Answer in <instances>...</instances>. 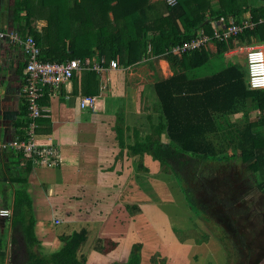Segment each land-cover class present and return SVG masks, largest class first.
<instances>
[{"label":"trees","instance_id":"trees-1","mask_svg":"<svg viewBox=\"0 0 264 264\" xmlns=\"http://www.w3.org/2000/svg\"><path fill=\"white\" fill-rule=\"evenodd\" d=\"M16 4L15 19L21 26V34L35 38L44 61L97 56L104 57L106 65L111 59H118L127 66L139 62L148 47L152 55H163L173 75L161 77L154 83L160 120L152 123L153 133L145 140L137 139L127 145L123 128L117 127L119 145L127 146L136 155L149 153L166 165L188 205L199 213L206 211V207L200 205L184 185L190 173L196 175L202 186L205 185L203 195L221 209V218L229 217L227 225L236 228L235 208L242 197L235 186L237 174L224 171L223 166L233 170L238 161L246 165L250 182L247 178L245 183L250 187L254 184L264 192V134L255 130L257 126H264V113L250 118L247 109L251 102L253 107L264 110V89H249L245 69L235 64L224 65L202 76L198 72L211 65L212 55L221 57L233 48L236 39L254 37L264 42V0L258 7H242L241 0H219V8L213 11H209L210 0H174V3L164 0L160 7L151 0H74L73 5L70 0H17ZM109 9L115 12L114 25L107 22ZM242 11L251 12L253 26L228 40L213 39L215 53L207 44L182 54L170 51L174 45L195 37L201 28L213 36L211 21L221 16L235 15L240 23L238 16ZM39 19L46 20L41 29L34 24ZM82 74L83 93L98 94L99 74L94 70H84ZM240 111L245 112V119L232 121L230 115ZM26 114L23 112L22 118ZM40 121L45 128L37 129V133L50 129L49 118ZM19 122L16 133L22 136L29 120L23 118ZM134 132L137 134L138 130ZM163 134L166 144L162 141ZM216 165L222 168L218 174L211 175ZM33 167L27 161L25 170L13 177L19 188L13 204L12 226L21 232L29 248L33 262L28 264H89L79 256V248L88 237L86 228L61 235L60 248L42 257H33L31 247L39 243V239L32 198L26 189ZM206 173L209 177L204 175ZM141 246L140 242L134 243L127 261L120 264H141Z\"/></svg>","mask_w":264,"mask_h":264},{"label":"rangeland","instance_id":"rangeland-1","mask_svg":"<svg viewBox=\"0 0 264 264\" xmlns=\"http://www.w3.org/2000/svg\"><path fill=\"white\" fill-rule=\"evenodd\" d=\"M163 1L151 0L158 7ZM70 4L73 5L74 0H70ZM218 8L219 0H210L209 11ZM107 17L110 25L116 23L113 9L107 11ZM34 24L41 29L46 20H35ZM239 51L244 59L247 50ZM166 61L163 55H152L148 47L139 62L127 66L120 64L121 69H124L111 73L110 80L105 85H101L100 78L97 80L101 99H104L103 111L112 118L110 128L116 134L114 141L119 147L117 127L123 128L126 145L137 139L143 141L153 133L151 125L159 122L161 114L154 83L165 75H171ZM216 62L220 61L213 57L207 71L220 67L214 66ZM244 63L246 64V60ZM203 69L200 68L199 72ZM121 103L123 112L120 110L121 106H113ZM116 108L117 110L112 111ZM134 129L138 130L137 134ZM162 141L167 143L165 134L162 135ZM116 153V157L123 161V171L118 172L122 177L118 196L111 195L102 200L103 197L94 198L92 194H83L78 189L68 194L69 198L76 199L75 205L81 204L77 206L84 210L81 215L87 210H94V214L102 220L101 228L94 229L79 248V256L87 263H123L127 261L133 244L140 242L141 264H264V192L256 189L254 184L250 187L249 183H245L247 178L250 182L246 165L238 161L233 170H227L223 166L224 171L237 174L235 186L242 197L235 208V228L227 225L229 217L221 218V209L203 195L205 185L202 186L196 175L190 173L184 185L190 189L196 201L206 207V211L199 213L194 212L186 202L171 170L151 154L136 155L127 146ZM215 168L211 175L218 174L222 167L216 165ZM204 175L209 177L208 173ZM33 181L38 182L35 179ZM113 181L115 182V177ZM114 189L110 187L106 191L113 193ZM93 200L96 202L93 203ZM56 203L59 205V201ZM55 214L62 215L59 211H47L45 217L46 223L53 225L55 232L52 246L48 247L39 239V243L31 247L33 257H42L60 248L63 244L60 236L71 234V227L79 230L85 228L82 226L84 221L78 219L55 224ZM68 229L70 233L67 234ZM239 233L245 243L238 236ZM4 235L6 236H0V246L8 253V264L33 262L25 239L18 229ZM34 261L36 262L35 258Z\"/></svg>","mask_w":264,"mask_h":264},{"label":"crops","instance_id":"crops-1","mask_svg":"<svg viewBox=\"0 0 264 264\" xmlns=\"http://www.w3.org/2000/svg\"><path fill=\"white\" fill-rule=\"evenodd\" d=\"M16 3L17 0H0V33L7 34L6 36L0 35V142L10 140L15 136L18 130L16 126L23 119L22 115L25 112L26 104L22 85L27 55L24 53L22 45L12 41L9 37L12 32H17L23 37L21 26L15 19ZM262 4L263 0H241L240 5L242 7H258ZM251 17L250 11H242L238 16L241 22L249 23L252 22ZM202 30L204 29L201 28L199 32ZM207 46L215 53L216 45L213 41H210ZM259 46L264 47V42L259 38L236 39L233 48L225 51L221 57L218 55H212V57L221 62L216 64L217 66L235 64L244 68L246 64L243 62L246 60V55L242 59L238 53L239 50H248L251 47ZM166 63L169 64L168 61ZM208 67H204L203 71L198 74L202 76L220 69V67H215V69L207 71ZM123 69L120 66L99 74V82L101 85H105L106 81L110 80L111 73ZM170 69L172 70L171 66ZM244 69L246 71V66ZM171 70L170 74L173 75V70ZM205 70L206 72H204ZM82 75V71L77 72L70 81L64 83L60 88L45 91L46 93L41 99L47 112L45 116L38 119V129L45 128L40 121L44 118H49L51 124L50 129L38 133L36 139L40 143H54L59 147L60 164L58 166H34L28 175L26 189L32 198V209L36 220L35 232L38 239L44 241L48 247L52 246L54 242L55 232L52 228L53 225L46 223L47 211L61 212L60 216L55 214L53 218L55 224H65L67 221L72 222L77 219L81 222L84 221L82 226L87 229L88 237L94 229L101 228L102 220L97 214H94V210L89 212L87 210L81 215L84 210L77 207L81 204L75 205L76 199L69 198L70 191L78 189L83 194H92L91 196L94 198L103 197V200L111 195L118 196L121 189L122 177L118 175V172L123 171V161L116 157V152L121 150V147L114 141L116 134L110 128L112 118L105 114L106 111H103L105 105L104 99H101V92L96 94L98 103L95 110L80 106L81 97L86 95L83 93ZM171 75L163 77L167 78ZM75 77L76 83L74 82ZM121 101L123 102V100ZM113 106H117V108L121 106L120 110L123 112L122 103ZM247 109L250 118L264 113V110L253 107L251 102H248ZM245 115L244 111H240L231 114L230 119L241 122L245 119ZM255 130L264 134V126H257ZM125 161L127 162V160ZM22 170H25V164L22 163L17 153L10 149L0 151V210L10 209L12 211L9 216L0 214V236L2 237L13 230V204L16 190L19 188L13 177ZM114 177L115 182L113 181ZM33 179L38 182L34 183ZM136 186L138 187V185ZM110 187L115 188L113 193L110 190L106 191ZM57 201H59V205H57ZM95 202L96 200H93V203ZM74 230L79 229L71 227V232ZM66 233H70V230H66ZM0 262L8 264V253L2 245L0 246Z\"/></svg>","mask_w":264,"mask_h":264},{"label":"built area","instance_id":"built-area-1","mask_svg":"<svg viewBox=\"0 0 264 264\" xmlns=\"http://www.w3.org/2000/svg\"><path fill=\"white\" fill-rule=\"evenodd\" d=\"M174 3V0H168ZM214 34L210 36L204 30L190 40L182 44L174 45L171 52L182 54L197 50L208 44L213 39L228 40L232 36L243 32L246 27H252L253 23L247 21L238 22L235 16L229 18L221 16L211 21ZM1 36L6 33L1 32ZM12 41L22 45L27 55L24 69L22 93L25 97L26 106L24 120H29L25 133L21 136L15 134L13 138L0 142V151L8 149L20 156L22 163L30 161L33 166H58L60 164V150L54 143H40L37 141L38 119L45 116L47 109L41 99L46 92L60 88L70 81L77 72L94 70L102 74L110 69L120 67L118 59H111L106 65L104 57H75L62 62H50L41 59V49L32 35L21 37L19 33L9 34ZM246 84L249 89H264V47H251L246 51ZM46 91V92H45ZM98 103V95H84L80 99V106L95 110ZM10 209H1L0 214L11 215ZM57 222H60L57 220Z\"/></svg>","mask_w":264,"mask_h":264}]
</instances>
